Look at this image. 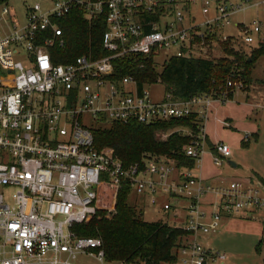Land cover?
Wrapping results in <instances>:
<instances>
[{
	"label": "built area",
	"instance_id": "2783aa9c",
	"mask_svg": "<svg viewBox=\"0 0 264 264\" xmlns=\"http://www.w3.org/2000/svg\"><path fill=\"white\" fill-rule=\"evenodd\" d=\"M261 6L264 0H55L48 11L39 4L29 7L19 26L6 3L0 4V25L6 24L0 36V264H75L78 256L111 264L99 238L79 236L74 229L96 215V191L103 177L110 189L128 187L137 206L148 202L180 219L179 226L169 224L186 233L173 264L226 262L227 255L207 248L201 239L214 234L224 217L264 211V186L204 183L196 163L209 143L205 122L214 102L223 103L230 92L243 90V82L231 74L218 96L176 100L164 94L153 101L148 85L139 90L132 77L114 79L113 62L151 58L158 64L162 51H172L158 65L161 69L172 57L223 58L220 44L227 41L233 47L243 42L258 48L264 45V15L248 23H233L232 17ZM72 9L81 10L87 20L103 18L107 56L53 62L49 49L64 45L55 21ZM47 30L51 35L40 40L39 32ZM20 55L21 60H14ZM86 114L94 122L102 118L145 125L196 117L195 133L185 127L189 132L183 134L190 137L183 155L194 165L179 167L165 156H143L124 166L112 149L94 147L92 128L82 124ZM210 152L215 168L231 156L222 142L211 144ZM113 212L108 209L106 217Z\"/></svg>",
	"mask_w": 264,
	"mask_h": 264
},
{
	"label": "trees",
	"instance_id": "16d2710c",
	"mask_svg": "<svg viewBox=\"0 0 264 264\" xmlns=\"http://www.w3.org/2000/svg\"><path fill=\"white\" fill-rule=\"evenodd\" d=\"M7 1L0 0V4ZM55 23L62 30L64 45L59 48L54 44L49 49L54 63H70L79 56L89 54L95 60L109 54L102 47V35L106 29L103 18L87 20L81 10L72 9ZM50 35L48 30L38 34L40 40ZM261 57H264V45L258 47L248 58L233 49H228L225 56L217 60L172 57L161 69L151 58L116 59L113 62L112 77H132L139 90L144 85L161 83L164 93L170 94L176 100L210 93L218 96L231 74H234V80L243 82L244 88L250 85L255 61ZM232 93L233 91L228 94V99ZM95 124L92 128L94 147L98 150L103 147L112 149L124 166L143 156H165L174 160L179 167L191 168L194 165L193 159L183 155V148L190 141L189 136L175 132L165 141H159L155 139V132L186 127L194 134L199 125L196 117L157 121L147 125L108 122L99 118ZM96 195V215L89 223L75 226L74 229L79 236L101 240L107 263L119 261L129 264H173L176 261V248L181 238L186 235L182 229L162 221H144L143 211L136 205L137 201L131 197L128 187L122 186L117 191L110 189L104 177ZM108 209H113L114 212L107 218ZM261 242L260 240L256 246L257 251Z\"/></svg>",
	"mask_w": 264,
	"mask_h": 264
},
{
	"label": "rangeland",
	"instance_id": "374dc122",
	"mask_svg": "<svg viewBox=\"0 0 264 264\" xmlns=\"http://www.w3.org/2000/svg\"><path fill=\"white\" fill-rule=\"evenodd\" d=\"M55 0H8L6 5L10 11L11 20L21 26L26 21L27 9L34 4L41 6V11H48ZM264 15V6L259 9H250L246 12L232 17L234 22L248 23L255 17ZM0 25V36L6 30V24ZM233 31H230L232 33ZM221 48L226 51L233 48L234 52L244 57H250L257 49L243 42L235 44L227 41L220 44ZM172 51H162L158 57V65H162L164 59ZM222 57V56H220ZM22 56H15L14 60H21ZM252 83L249 85V91L235 90L233 97L225 102H214L215 106L209 114L205 123V133L208 135V144L203 147L204 154L201 157L199 165L202 181H207L211 176L222 175L228 184L233 181H248L255 174L264 179V57L255 61L251 73ZM247 87L243 88L246 89ZM153 101H160L164 97V87L161 83H153L146 88ZM232 120V123L228 121ZM82 124L93 128L96 124L89 115L82 116ZM251 126L257 127L253 130ZM252 131H251V130ZM249 130L251 132H249ZM187 134L189 130L185 127H174L167 130H158L155 132V139L165 141L172 133ZM258 138H254V136ZM164 140H162V139ZM222 142L226 144L231 151V157L228 161L233 162L236 166L232 167L227 161L222 166L215 168L211 163L210 144ZM209 175V176H208ZM213 180V181H212ZM209 180L214 183V179ZM220 185V184H218ZM226 186V185H225ZM10 201L9 198H5ZM211 196L205 197L207 204ZM138 207L143 211V219L146 222L167 221L168 224L181 225L180 219H175L172 214L163 212L156 207H152L148 202L138 203ZM264 215V211H259V215ZM263 216L255 218L249 226H241L243 222L236 224L221 223L220 227L214 234L204 236L201 241L214 252L225 254L229 257L226 264H263L264 247L260 252L256 250L258 242L264 241V219ZM226 225V226H225ZM254 225L256 227H254ZM262 246V245H261ZM75 264H96L91 258L78 256L74 261ZM112 262L111 264H119Z\"/></svg>",
	"mask_w": 264,
	"mask_h": 264
},
{
	"label": "crops",
	"instance_id": "0c3cea01",
	"mask_svg": "<svg viewBox=\"0 0 264 264\" xmlns=\"http://www.w3.org/2000/svg\"><path fill=\"white\" fill-rule=\"evenodd\" d=\"M253 81V80H252ZM252 83V82H251ZM250 83V84H251ZM264 83V82H263ZM242 91H249V85L247 86V88L246 89H244V90H242ZM233 97V93H232V95H231V98ZM215 108V106L213 105V109ZM216 109V108H215ZM207 120V119H206ZM228 121L230 122V123H232V120L231 119H229L228 118ZM206 123V122H205ZM253 127V128H252ZM251 128L253 129V130H255V129H257V127H255V126H251ZM251 130V129H250ZM249 130V132H251ZM207 135V134H206ZM207 138H209L208 137V135H207ZM254 138H258L256 135L254 136ZM259 139V138H258ZM231 157V156H230ZM232 167H235L236 165L233 163V162H230V161H227ZM200 176H201V172H200ZM209 176V175H208ZM212 179H214V183H210L211 181H209V180H212ZM213 181V180H212ZM204 183H208V184H211V185H218V184H220V185H228V184H226V183H228V181L227 180H224L223 178H222V175H217V176H211V178H209V179H207V181H203ZM233 182V181H232ZM231 182V183H232ZM245 182H249V183H251V184H253V185H263L264 186V179H262L259 175H257V174H255V176L254 177H251V178H249V180L248 181H245ZM230 183V184H231ZM171 203L172 204H183L182 202H179V201H175V200H172L171 201ZM204 203H205V198H204ZM204 207V209L207 211L208 210V207H206V206H203ZM257 216L258 217H260V216H263L262 217V219H264V215H259V211H249V212H244V213H241L240 215H238V216H233V217H224L222 220H221V222H220V225H221V223H223V224H229V223H232V222H235L236 224H239V223H241V222H243V224L241 225V226H249V224L251 225V223L252 222H250V221H252V220H255V218H257ZM258 219V218H257ZM263 225H264V222H263ZM226 226V225H225ZM220 227V226H219ZM254 227H256L255 225H254ZM261 245H260V248H259V251H257L258 253L260 252V250H261V247H264V241L261 239ZM259 243V242H258ZM207 248H209L208 246H207V244L205 245ZM210 249V248H209ZM229 260V259H228ZM214 264H226V262H224V263H214ZM263 264H264V258H263Z\"/></svg>",
	"mask_w": 264,
	"mask_h": 264
},
{
	"label": "water",
	"instance_id": "95a60500",
	"mask_svg": "<svg viewBox=\"0 0 264 264\" xmlns=\"http://www.w3.org/2000/svg\"><path fill=\"white\" fill-rule=\"evenodd\" d=\"M249 60H250V59H249ZM249 60H248V61H249Z\"/></svg>",
	"mask_w": 264,
	"mask_h": 264
}]
</instances>
